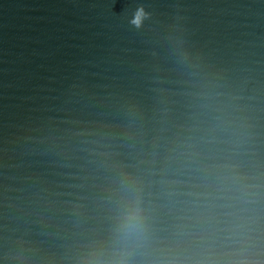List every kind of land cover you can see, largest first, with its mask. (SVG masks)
<instances>
[{"label": "water", "instance_id": "obj_1", "mask_svg": "<svg viewBox=\"0 0 264 264\" xmlns=\"http://www.w3.org/2000/svg\"><path fill=\"white\" fill-rule=\"evenodd\" d=\"M131 197L128 264H264V0H0V264L107 259Z\"/></svg>", "mask_w": 264, "mask_h": 264}, {"label": "clouds", "instance_id": "obj_2", "mask_svg": "<svg viewBox=\"0 0 264 264\" xmlns=\"http://www.w3.org/2000/svg\"><path fill=\"white\" fill-rule=\"evenodd\" d=\"M125 191H130L125 186ZM145 233V221L138 201L131 197L123 206L120 214L119 224L116 228V241L118 247L107 259L93 261L92 264H128V251L126 245L129 242L137 241Z\"/></svg>", "mask_w": 264, "mask_h": 264}]
</instances>
